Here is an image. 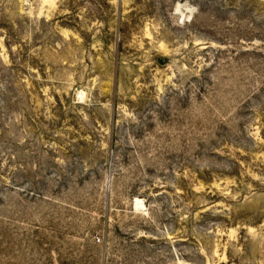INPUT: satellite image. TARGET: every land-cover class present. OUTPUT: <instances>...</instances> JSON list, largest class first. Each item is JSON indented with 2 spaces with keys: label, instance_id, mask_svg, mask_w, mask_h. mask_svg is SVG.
I'll use <instances>...</instances> for the list:
<instances>
[{
  "label": "rangeland",
  "instance_id": "rangeland-1",
  "mask_svg": "<svg viewBox=\"0 0 264 264\" xmlns=\"http://www.w3.org/2000/svg\"><path fill=\"white\" fill-rule=\"evenodd\" d=\"M0 264H264V0H0Z\"/></svg>",
  "mask_w": 264,
  "mask_h": 264
}]
</instances>
